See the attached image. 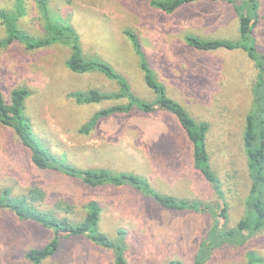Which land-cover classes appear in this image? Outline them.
<instances>
[{"label": "rangeland", "instance_id": "obj_1", "mask_svg": "<svg viewBox=\"0 0 264 264\" xmlns=\"http://www.w3.org/2000/svg\"><path fill=\"white\" fill-rule=\"evenodd\" d=\"M230 1L241 5V0ZM256 3L251 40L260 58L264 0ZM50 26L57 29L55 34L62 30L63 37H72L84 58L103 62L121 75L138 101L151 103L155 96L144 83L131 41L123 34L125 29L135 31L165 94L193 120L209 125L205 146L229 208L227 226L234 227L244 215L249 187L241 143L258 68L242 49L196 51L184 41L185 35H193L237 43L233 7L221 1H199L164 13L149 0H0V43L8 30L15 37L27 36V41L43 39L49 36ZM69 55L62 41L34 50L18 40L0 46V91L9 104L12 90H25L22 114L39 149L53 162L62 160L79 170L104 169L115 176L131 174L154 193L204 201L212 206V217L165 212L125 187L90 188L55 171L37 170L16 134L1 124L0 193L6 189L15 198L37 189L41 199L33 203L36 209L75 222L82 217V206L96 201L101 207L98 231L114 243L120 239L118 231H123L128 264H193L199 241L220 222L216 206L222 200L193 169L188 138L174 118L162 112L114 115L99 121L87 135L81 134L91 116L113 102L77 104L73 94L111 93L118 87L99 73L70 72L65 64ZM262 95L264 106V88ZM52 237L51 230L0 208V264H31L25 252L42 248ZM249 252L264 259V229L241 247L214 250L203 264H245ZM114 254L84 238L69 237L42 264H114Z\"/></svg>", "mask_w": 264, "mask_h": 264}, {"label": "trees", "instance_id": "obj_2", "mask_svg": "<svg viewBox=\"0 0 264 264\" xmlns=\"http://www.w3.org/2000/svg\"><path fill=\"white\" fill-rule=\"evenodd\" d=\"M150 5L164 13H172L181 6L199 1L226 2L230 4L238 18L239 41L235 44L226 40H201L193 35H185L186 44L196 51H214L217 49H242L249 58L255 61L258 68V79L254 86L252 99V109L246 114L244 130L242 133L241 147L246 160V171L249 180L247 195L243 200L244 215L234 227H228V205L223 200L221 182L214 173L210 157L205 146L206 133L209 125L206 122H196L193 120L182 105L174 101L165 94V88L155 81L149 63L141 48L139 39L135 31L131 29L123 30V34L131 41L133 50L139 58V67L143 72L144 83L155 96L151 103L140 102L133 95V92L121 78V75L112 71L111 67L103 62L93 61L83 57L79 47L70 36H64L62 30L56 34L53 26H50L49 36L37 41H27L24 37H15L12 31L8 30V36L3 43L10 45L13 40L22 41L28 50L49 46L57 41L67 44L70 55L66 60V67L70 72L76 74L99 73L107 80L117 85V91L111 93L88 90L86 92H76L73 97L77 104H95L101 101L113 102L111 107L95 112L79 132L87 135L98 124L99 121L107 117L119 114H130L139 112L143 115L162 112L169 114L175 123L183 130L191 144L192 166L205 182L218 195L221 201L216 206L218 219L220 222L213 224L207 234L199 241L197 250L193 257V264H203L209 259L211 253L223 247H241L248 238L262 233L264 229V119L262 104V90L264 88V55L260 58L256 54V45L251 40L252 29L256 25L257 8L256 0H241V5L237 6L230 0H149ZM8 28V26H7ZM51 34V36H50ZM244 42L247 45H240ZM0 43V46L3 45ZM26 92L23 89H14L10 93V103L6 104L0 91V124L11 129L21 141V144L29 153V160L37 170L55 171L63 176L79 181L82 185L90 188L103 186L125 187L136 193L142 194L150 200L152 205L170 213H191L211 216L212 206L204 201L182 199L173 196L160 195L157 192L149 191L144 180L127 173L112 175L104 169L79 170L68 165L62 160L53 162L33 140L31 126L26 123L22 114ZM124 100L123 103H115ZM217 198V199H218ZM41 199V194L37 189H29L27 195L11 198L10 191L4 189L0 193V208L12 212L21 221H31L39 226L52 231V239L40 249H29L25 252L24 258L31 264H42L46 259L54 256L60 249V244L65 238H84L89 244L105 250L114 251V264H128L124 257L125 240L123 231H118L120 239L114 243L107 236L97 229L98 220L101 214V207L96 201H88L82 206V217L78 221H72L66 217L59 218L53 211L42 212L36 209L34 202ZM220 202V201H219ZM212 217V216H211ZM256 254L249 252L246 255L245 264H264V259L258 258ZM249 256V257H248ZM249 258V261H248ZM260 262V263H259ZM170 264H180V262H170Z\"/></svg>", "mask_w": 264, "mask_h": 264}]
</instances>
